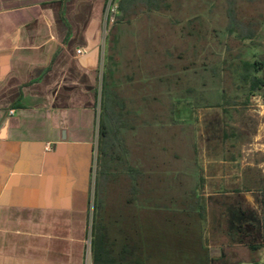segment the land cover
I'll return each mask as SVG.
<instances>
[{
	"label": "rangeland",
	"instance_id": "1",
	"mask_svg": "<svg viewBox=\"0 0 264 264\" xmlns=\"http://www.w3.org/2000/svg\"><path fill=\"white\" fill-rule=\"evenodd\" d=\"M117 1L99 74L115 150L88 264L94 213L116 251L128 241L147 264H264V99L241 79L244 61L264 62V0H168L129 21Z\"/></svg>",
	"mask_w": 264,
	"mask_h": 264
},
{
	"label": "crops",
	"instance_id": "2",
	"mask_svg": "<svg viewBox=\"0 0 264 264\" xmlns=\"http://www.w3.org/2000/svg\"><path fill=\"white\" fill-rule=\"evenodd\" d=\"M108 3L0 0V264H88Z\"/></svg>",
	"mask_w": 264,
	"mask_h": 264
},
{
	"label": "trees",
	"instance_id": "3",
	"mask_svg": "<svg viewBox=\"0 0 264 264\" xmlns=\"http://www.w3.org/2000/svg\"><path fill=\"white\" fill-rule=\"evenodd\" d=\"M118 8L121 12L122 20H130L140 7L146 8V10H161L167 7L168 0H118ZM233 16V15H232ZM231 16V17H232ZM234 18V17H232ZM252 34L249 33L248 37ZM264 72V62L255 61H244L243 63V73L241 79L243 83L248 86V98L251 96L260 94L264 99V76L260 73ZM106 72L103 77V88L101 92V113L99 121V138H98V156H97V170H96V186L99 178L103 177L106 173L107 161L106 156L108 152L115 150V141L112 139L107 117L109 111H111V98L106 90ZM261 204L264 207V192L261 196ZM194 209V208H192ZM262 228L264 230V212L262 215ZM125 240H130L127 237ZM134 244L126 241L122 243L119 250H115V244L111 239L110 232L106 226L96 220V215L94 213V219L92 224V239H91V254H92V264H147L142 256H136V248ZM180 260V261H179ZM187 259L182 257L181 259H176L179 264H187L185 261ZM170 261H175L171 259ZM157 264H167V262H158Z\"/></svg>",
	"mask_w": 264,
	"mask_h": 264
},
{
	"label": "built area",
	"instance_id": "4",
	"mask_svg": "<svg viewBox=\"0 0 264 264\" xmlns=\"http://www.w3.org/2000/svg\"><path fill=\"white\" fill-rule=\"evenodd\" d=\"M112 4H113V3H112ZM114 10H115V9H114L113 7H110V8H109V12H110V11L114 12ZM110 16H111V19L113 20V19H114V13H113L112 15H110ZM82 52H83V51H82L81 49H79V50L77 51V54L81 55ZM10 112L12 113L13 111H10Z\"/></svg>",
	"mask_w": 264,
	"mask_h": 264
}]
</instances>
